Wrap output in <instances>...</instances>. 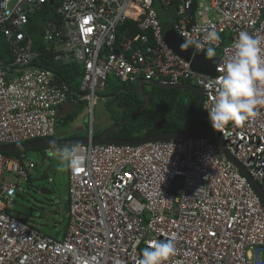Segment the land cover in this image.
<instances>
[{"label": "built area", "instance_id": "1", "mask_svg": "<svg viewBox=\"0 0 264 264\" xmlns=\"http://www.w3.org/2000/svg\"><path fill=\"white\" fill-rule=\"evenodd\" d=\"M51 1L0 0V38L12 56L0 61V148L61 138L59 109L84 102L87 143L69 147L80 146L87 161L67 169V225L53 238L9 213L19 187L6 177L28 181L25 170L36 164L24 153L0 151V264H137L148 241L166 236L176 237L167 264H264V206L251 183L264 195V104L256 118L213 130L220 144L196 135L92 142L94 107L110 76L156 86L188 83L200 90L199 109L208 116L239 33L247 31L264 48V0H176L172 30L183 41H198L194 51L219 50L213 75L193 71L167 45L154 0H60L47 11L54 19L45 22L37 52L25 26ZM173 1L159 0L165 7ZM127 21L139 32L117 38ZM213 29L217 42L206 38ZM48 54L82 68L77 87L36 65Z\"/></svg>", "mask_w": 264, "mask_h": 264}, {"label": "rangeland", "instance_id": "2", "mask_svg": "<svg viewBox=\"0 0 264 264\" xmlns=\"http://www.w3.org/2000/svg\"><path fill=\"white\" fill-rule=\"evenodd\" d=\"M156 7L155 9L160 12V22L163 24V29H170L173 21V15L175 10L171 9L165 11L160 7L159 0H155ZM36 49L38 50V43L40 40L35 38ZM43 43V42H41ZM40 43V44H41ZM43 44H41L42 48ZM7 51L4 41L0 38V54ZM219 55V50L216 51V56ZM214 57H211L213 59ZM73 65V66H72ZM72 65H61L52 68L55 71H60L63 75L71 73V69L75 71L74 80L72 84L78 83L81 81L80 73L82 68L76 64ZM71 67V69H70ZM141 82L137 81L132 85L133 88L139 87ZM130 84H123L118 81L114 76H110L108 82L106 83V88L103 94H100L99 101L94 107V131H97L95 134L96 138L99 135L100 130L106 127V125L111 121V117L114 113L123 108L120 105V100H124V94L133 98L135 93L127 91V86ZM144 89L147 91L149 85L145 84ZM167 97L172 98V95L175 94L176 99L179 100L180 97L184 96L187 98H192V93L188 92L185 89L178 90L176 93L170 90H165ZM119 94L118 97L116 94ZM123 94V95H122ZM122 95V96H121ZM142 99L143 95H138ZM86 104L82 102L81 104H67L62 106L64 111V118H59L55 120L56 129L58 135L64 133L63 136L68 134L71 136H76L79 139H85L89 130V115L85 114ZM153 107H149V109ZM147 114L150 113L149 110H146ZM146 114V113H145ZM140 116H134L133 121L130 122L129 126L135 128L133 135L140 136L142 135L141 127L144 124H138ZM123 129V128H121ZM194 130V129H193ZM121 130L115 132L119 136H123ZM46 138L42 140H62L63 138ZM142 136L138 137L141 138ZM132 138V139H138ZM123 139L124 138H118ZM40 141V140H38ZM29 143L22 144L20 146L24 147ZM69 146H41V147H25L23 150H14L9 153L12 157H20L22 153L25 154L27 160L32 159L36 164L34 169H26V174L28 176V181H18L16 176H7V181L11 184H17L19 193L15 194L13 197L9 198L11 203V209L9 213L14 215L20 220H23L26 223H29L33 227H36L43 234L49 235L53 238H61L62 232L67 225V188H68V178H67V169L65 168L57 156H49V151H55V149H63ZM48 187L51 189V195H42L39 192V188Z\"/></svg>", "mask_w": 264, "mask_h": 264}, {"label": "clouds", "instance_id": "3", "mask_svg": "<svg viewBox=\"0 0 264 264\" xmlns=\"http://www.w3.org/2000/svg\"><path fill=\"white\" fill-rule=\"evenodd\" d=\"M54 3L55 0L54 2L51 1L50 3H48V5L54 6ZM4 6L6 7V4ZM153 7L155 9V0L153 2ZM160 7L167 11L170 5L165 7L160 4ZM55 8L56 7H54V9ZM54 9L53 10L51 9V11H54ZM175 15L176 14H174L173 21L175 20L176 17ZM50 18L54 19V17L51 16ZM170 29H172V27H170ZM206 38L210 42H217L220 40L221 37L218 34V32H216L213 29L206 33ZM40 41L42 42L41 37H40ZM192 45H195L197 48L200 47L198 41L186 40L181 45V48H188ZM234 48H235L234 55H232L231 58L228 59V61L225 63L222 69L223 75H221L217 79L218 88L212 103V107L207 110L208 116L204 114L206 117L209 118L211 127L217 132L225 129V127L228 126L230 123L233 125H242L245 121L256 118L257 116L260 115L259 111L257 110L258 107L261 104H264V90H262L264 89V48L261 47V41L258 38H255L252 35H250L247 31H241L234 44ZM205 54L209 59H211V57L216 56L215 47L209 46L206 49ZM55 61H59V60L56 59ZM72 64H73L72 62L67 64L61 62V65H72ZM71 70H72L71 73L70 72L67 73L68 75L75 73L73 68ZM73 80H71V82ZM71 82H67V83L72 87H77L80 83L78 82L75 85L72 84ZM136 82H132V83L120 82V83L123 84L128 83L130 84V86H132ZM145 84L160 89H174L171 86L169 88H161L168 86L161 85V87H158L160 85L156 86L154 83L152 84L146 82L140 83V86ZM185 84L188 83H182L181 85H177V86H183ZM174 90H179V89H174ZM109 138H113V137H109ZM48 155L57 156L61 164L65 168H70L73 171L86 166L87 155L81 154L80 146L65 147L63 149L57 148L55 149V151H49ZM175 240H176L175 236H166L165 239H152L148 241V247H145L142 250L141 258L138 260L137 264H167V261L176 254Z\"/></svg>", "mask_w": 264, "mask_h": 264}, {"label": "trees", "instance_id": "4", "mask_svg": "<svg viewBox=\"0 0 264 264\" xmlns=\"http://www.w3.org/2000/svg\"><path fill=\"white\" fill-rule=\"evenodd\" d=\"M60 0H55L54 6L53 5H45L44 10L41 13H37L33 17L29 18L28 24L25 26V30L29 32L31 35V38L35 40H40V37L42 38V31L43 27L46 21L53 20V18H50L48 10H53L54 7L58 6ZM177 1L174 0L171 2L170 7H168V12L171 9H174L178 6ZM177 5V6H176ZM156 7V4H155ZM163 9V8H162ZM157 11V10H156ZM166 11V10H165ZM157 14L160 19V12L157 11ZM174 19V15L172 16ZM162 24V23H161ZM163 25V24H162ZM139 30L136 28V23L127 21L123 25H121L118 28L117 36L118 38L121 37H127V36H134L136 33H138ZM35 43V42H34ZM41 41L38 43V50H35L37 52H41ZM36 45V44H35ZM7 49V47H6ZM0 61L3 63H9L12 61V56L10 52L7 51L5 53L0 54ZM36 65L39 67H47L48 69L52 70L56 74H58L64 81L71 82L73 80L74 76L73 74L70 75H64L60 71H55L52 68L57 67L55 66V60L53 55H42L40 56L36 61ZM71 69V67H70ZM72 71V70H71ZM165 90H170L173 92H177L178 90L174 89H160L153 87L150 92V105L149 107H153L146 109L149 110L150 113L146 112L144 110L142 113L138 114L140 116L138 124H144L141 127L142 131V137H152L159 134L164 133H184L187 131L200 129L203 131L213 132V128L211 125L201 118L195 111V103H196V95L195 93H192V98L187 97H180L179 100L176 99L177 97L175 94L172 95V98H168ZM189 92V91H188ZM118 97L120 96L118 93L116 94ZM123 95V94H122ZM121 95V96H122ZM124 100H120V105L123 106V108L117 112L114 113L111 117V121L113 124H118L125 120L129 115H131L140 105L142 102V99L138 97V95L135 94L133 98H130L127 95H123ZM146 113V114H145ZM58 117L57 119H59ZM64 118V117H63ZM133 118H130L127 123L122 127L123 129L120 132H122L123 136H119L118 134H115V131L111 134V136H114L113 138H124V140H132V138H138L140 136L133 135V131H135V128L132 126H129V124H132L130 122L133 121ZM141 137V138H142ZM140 139V138H138ZM62 141H68V140H62ZM5 155H9V152H4Z\"/></svg>", "mask_w": 264, "mask_h": 264}, {"label": "water", "instance_id": "5", "mask_svg": "<svg viewBox=\"0 0 264 264\" xmlns=\"http://www.w3.org/2000/svg\"><path fill=\"white\" fill-rule=\"evenodd\" d=\"M163 36L164 40L167 43V45L180 57L190 60L191 61V68L193 71L198 72V73H204L208 75H213L214 74V66L217 61V57L213 59H209L205 53L200 52V51H193V46H190L188 48H181V45L184 43V41L179 38L172 29H163ZM61 62L55 61V66H60ZM161 87V86H158ZM161 88H169V87H161ZM174 89H185L188 91H192L197 95V100L195 104V111L196 113L206 120L209 124V118L206 117L204 114L200 112L199 105L201 102V92L198 88L191 86L190 84H185L183 86H175L172 87ZM140 93V90H138ZM142 92V91H141ZM143 95V94H142ZM149 107V100L145 95L142 97V104L141 106L127 119H125L122 123L120 124H115L110 126L109 128L105 129L100 133L99 136L93 139V143H98V144H106V143H124V144H137V143H143L146 141H157V140H166V139H171V138H176V137H183V136H200V137H205L209 139L212 142L215 143H221V140L219 136L215 132H208V131H203L200 129H195L191 131H187L184 133H164V134H159L156 136L152 137H147V138H142V139H132V140H123V139H116V138H109L108 135L116 130H118L120 127H122L130 118L137 116L139 113L143 112L144 110L148 109ZM211 125V124H210ZM214 130V129H213ZM87 143V139H76V140H71V141H62V140H40V141H33L29 142L28 145H25L24 147L20 145L16 146H8V147H1L0 151L2 152H7V151H14V150H23L25 147H41V146H70L74 144H85ZM243 174L245 172L242 170ZM251 181V180H250ZM253 187L255 188L256 192L258 193L262 204L264 206V195L260 192L259 187L257 184L253 181H251ZM39 192L42 195H51L52 191L50 188L44 186L39 188Z\"/></svg>", "mask_w": 264, "mask_h": 264}, {"label": "flooded vegetation", "instance_id": "6", "mask_svg": "<svg viewBox=\"0 0 264 264\" xmlns=\"http://www.w3.org/2000/svg\"><path fill=\"white\" fill-rule=\"evenodd\" d=\"M127 86V91H130L131 93H135L136 95H145L146 97H147V99L148 100H150V98H151V96H150V92H151V89H153V87L152 86H149V89L146 91L145 89H144V85H142V86H140L139 85V87H135V88H133L132 86H130V85H126ZM138 90H140V93L138 92ZM142 91V92H141ZM151 101V100H150ZM141 104H142V102H141ZM139 108V107H138ZM121 123V122H120ZM120 128H122V127H120ZM113 133V132H112ZM112 133H110L108 136L109 137H114V136H111V134Z\"/></svg>", "mask_w": 264, "mask_h": 264}, {"label": "crops", "instance_id": "7", "mask_svg": "<svg viewBox=\"0 0 264 264\" xmlns=\"http://www.w3.org/2000/svg\"><path fill=\"white\" fill-rule=\"evenodd\" d=\"M74 84L76 85V83H74ZM64 115H65V114H64L63 108H60V109H59V117H60V118H63ZM123 121H124V120H123ZM123 121H122V122H123ZM122 122H121V123H122ZM118 124H120V123H118ZM124 125H125V124H124ZM124 125H123V126H124ZM123 126H122V127H123ZM119 129H121V128H119ZM119 129H118V130H119ZM100 133H101V132H99V135H100ZM63 138H65V139H62V140H68V141L79 139V138L76 137L75 135H74V136H71V135L68 136V134H67L66 136H63ZM142 138H145V137H142ZM7 152L10 153V151H7ZM8 156H10V155H8Z\"/></svg>", "mask_w": 264, "mask_h": 264}, {"label": "snow or ice", "instance_id": "8", "mask_svg": "<svg viewBox=\"0 0 264 264\" xmlns=\"http://www.w3.org/2000/svg\"><path fill=\"white\" fill-rule=\"evenodd\" d=\"M85 22L87 23L88 21L86 20Z\"/></svg>", "mask_w": 264, "mask_h": 264}]
</instances>
